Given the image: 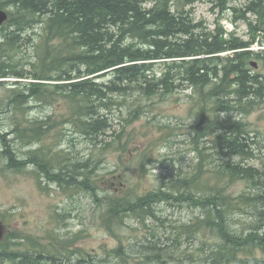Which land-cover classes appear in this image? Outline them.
I'll return each mask as SVG.
<instances>
[{
    "label": "trees",
    "instance_id": "16d2710c",
    "mask_svg": "<svg viewBox=\"0 0 264 264\" xmlns=\"http://www.w3.org/2000/svg\"><path fill=\"white\" fill-rule=\"evenodd\" d=\"M148 1L0 0V8L10 7L6 9L8 19L0 27V78L15 79L9 91L21 102L30 99L45 103L57 99L64 102L70 112V121L93 145L110 128L104 111L110 113V107L116 104V96L125 100L128 97L164 99L180 85H188L201 101V107L194 106L202 109L201 119H197L200 121L196 123L199 137L206 132V126L199 128L197 124L204 123L203 114L211 107L209 100H213V111H216L230 108L229 96L237 102H254L264 98V73L255 71L251 64L256 59L264 67V49H249L258 35L264 34V0H247L243 8L231 5L232 0H208L217 11L218 29L215 33L202 23H194L192 12L183 8L198 0H179L181 9L171 0L154 1L151 7L146 5ZM230 10L233 11V24L239 19L247 24L251 35L249 40L236 37L234 32L228 38L222 36L224 30L220 20ZM248 14L256 15L257 20ZM36 26L41 29L38 41L22 38L21 34ZM8 28L13 29L4 32ZM28 42L34 54L33 59L25 64L15 55L21 45ZM226 51L233 54H221ZM156 63L164 66L158 76L153 72ZM104 77L107 80H98ZM0 84L4 82L0 81ZM144 112L143 105L138 102L133 105L130 114L133 113L136 119ZM217 123L209 125L216 126ZM33 124L23 128L17 123L13 131L20 133L21 138L29 137L40 142L46 130L39 125V121ZM158 127L160 129L161 124ZM229 133L234 136L219 146L220 149H229L224 154L251 156L246 132L238 130ZM121 134L117 135V140ZM2 136L3 154L11 169L19 170L25 163L33 164L64 190L88 191L94 207L100 208L104 221L115 220L124 226L126 218L136 219L145 229L136 243L141 255L140 264H164L167 261L166 252H163L166 247L158 245L163 241L157 234V227H148L147 221L156 219L164 226L165 219L156 215V204L165 201L169 205L171 200L191 201L201 211L195 219L196 223L176 227L173 238L176 244L180 243L183 235L192 238L201 228L211 230L214 238L221 239L219 245L216 242L206 244L208 252L199 262L264 264V260L253 254L256 249L264 252V176L257 168L227 162L204 171L200 157L196 168L200 170L199 175L192 177V184L186 178L192 189L199 190L198 194L177 191L179 194L174 195L175 191L166 188L163 183L157 190L135 194L133 188L137 184L126 185L118 177L113 190L98 192V179L104 180L112 172L103 175L97 172L101 159L95 153L70 163H67L70 158L59 155V161H62L58 172L51 173L44 150L31 152L27 159L20 161ZM200 172L212 174L211 177L217 179L216 183L224 179L229 183L247 179L252 183L251 188L253 186L258 192L241 203L236 202L226 193V186H217L215 181L212 183L208 179L198 182ZM96 176L97 179H94ZM122 187L123 193L119 194L118 190ZM246 209L254 210L257 218L241 233L232 231L228 223L230 214L235 210L246 212ZM118 241L117 251L124 253L120 254L124 259L127 254L122 241ZM30 242L31 248L20 252L10 250L7 238L3 239L0 242V264L3 261L13 264H68L72 261L70 255L53 254L36 241ZM68 245L71 247V241ZM249 256H252L251 260ZM95 258L79 256L72 264H91Z\"/></svg>",
    "mask_w": 264,
    "mask_h": 264
},
{
    "label": "rangeland",
    "instance_id": "374dc122",
    "mask_svg": "<svg viewBox=\"0 0 264 264\" xmlns=\"http://www.w3.org/2000/svg\"><path fill=\"white\" fill-rule=\"evenodd\" d=\"M149 1L146 5L151 7L154 1L156 3L158 0ZM171 3L176 4L178 9L182 8L179 0H171ZM246 3L247 0H232L231 5L243 8ZM183 8L192 12L194 23H202L213 33L217 31V11L211 2L198 0ZM2 9L9 10L10 7ZM248 16L257 18L256 15ZM233 17V11L230 10L220 20L224 30L222 36L228 38L229 34L234 32L236 37L249 40L251 35L245 21L239 19L233 24ZM10 29L13 28L5 29L4 32ZM40 33L41 29L36 26L21 36L38 41ZM249 49H264V34L258 35ZM33 54L28 42L21 45L15 58L26 64L33 59ZM221 54L231 55L233 52L226 51ZM252 61L257 63V67L252 68L264 73L261 63L256 59ZM163 67L161 63H156L153 72L158 76ZM14 80L10 77L0 78V81L4 82L0 84V136L4 135L2 137L7 140L16 158L23 161L31 152L42 149L46 154L48 171L55 173L58 172L62 161H59V155L62 158H70L71 161H67L70 163L81 161L90 153H95L101 159L97 172L101 175L112 172L104 180L98 179V192L113 190L118 177L126 185L137 184V187L133 188L135 194L157 190L162 183L166 184V188L175 191L174 195L179 194L177 191L198 194L199 190L191 188V180L199 175L200 170L196 168L200 157L203 159L204 171L230 162L232 165L241 164L257 168L264 176V98L255 99L254 102H237L233 96H229L230 108L226 110L224 107L216 111H213V100H209L211 107L203 114L204 123L197 124L199 128L206 126V132L199 137L196 123L200 121L197 119H201V101L198 94L188 85H180L164 99L128 97L125 100L116 96V104L110 107V113L104 111L110 128L105 131V135L98 137L93 145L83 138L79 128L70 121V112L64 102L59 99L51 103L37 99L21 102L9 91L13 88ZM98 80H107V77ZM192 95L195 97H191ZM138 102L146 112L134 119L135 116L130 112ZM196 109L199 110L196 112ZM34 121H39V125L46 130L40 142H35L29 137L21 138L20 133L13 131L17 123L22 124L23 128H28L34 125ZM215 121L218 122L216 126L209 125ZM238 130H244L249 140L247 143L251 156L248 158L234 153L224 154L229 149L219 148L227 138L234 136L230 135V131ZM119 134L121 136L117 140ZM107 140H110V143H107ZM4 149L0 140V220L6 229L0 242L7 238L11 245L10 250L24 252L31 248L30 241H36L40 247L43 246L53 254L70 255L72 261L79 256H96L91 264H140L141 255L136 243L145 229L136 219L126 218L124 226L115 220L104 221L100 216V208L94 207L88 191L64 190L33 164L25 163L19 170L11 169L3 154ZM211 176L210 173L200 172L201 179L198 182L208 179L212 183L215 181L217 186H226V193L235 198L236 202L241 203L258 192L253 186L251 188L252 183L247 179L230 183L224 179L216 183L217 179ZM186 178L191 184L187 183ZM94 179H97V176ZM166 188L163 190L166 191ZM118 193H123V187ZM170 202L169 205L165 204V201L156 204V215L165 219L164 226L156 219L147 221L148 227H157V234L163 241L158 245L166 247L163 252H166L167 261L164 264H207L199 262L208 252L206 244L216 242L219 245L221 239L214 238L211 230L201 228L192 238L183 235L180 243L176 244L173 239L176 227L195 222L201 211L191 201ZM256 218L254 210H235V213L230 214L228 223L232 231L241 233L248 229ZM118 240L122 241L123 250L127 254L124 259L120 255L124 253L117 251ZM65 241H71V247ZM40 247L38 249H41ZM253 254L259 260H264L263 251L256 249ZM171 256L173 258L170 259ZM249 258L251 260L252 256ZM72 261L68 264H72ZM2 263L13 264L5 261Z\"/></svg>",
    "mask_w": 264,
    "mask_h": 264
},
{
    "label": "water",
    "instance_id": "95a60500",
    "mask_svg": "<svg viewBox=\"0 0 264 264\" xmlns=\"http://www.w3.org/2000/svg\"><path fill=\"white\" fill-rule=\"evenodd\" d=\"M8 19V14L5 10L0 8V27L3 25V23ZM251 64L254 66V68L257 67V63L255 61H252ZM6 229L4 228V225L2 224L0 220V240L3 238L4 231Z\"/></svg>",
    "mask_w": 264,
    "mask_h": 264
},
{
    "label": "bare ground",
    "instance_id": "6f19581e",
    "mask_svg": "<svg viewBox=\"0 0 264 264\" xmlns=\"http://www.w3.org/2000/svg\"><path fill=\"white\" fill-rule=\"evenodd\" d=\"M183 75V74H182ZM182 77V76H181ZM177 78V77H176ZM229 91V90H228ZM241 100V99H240ZM239 104H241V103H239ZM247 139V138H246ZM175 208V207H174ZM196 223V222H195ZM239 236V235H238ZM230 244V243H229ZM222 259V258H221Z\"/></svg>",
    "mask_w": 264,
    "mask_h": 264
}]
</instances>
